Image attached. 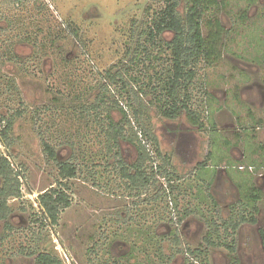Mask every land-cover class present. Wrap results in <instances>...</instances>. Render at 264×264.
Segmentation results:
<instances>
[{
	"label": "rangeland",
	"instance_id": "rangeland-1",
	"mask_svg": "<svg viewBox=\"0 0 264 264\" xmlns=\"http://www.w3.org/2000/svg\"><path fill=\"white\" fill-rule=\"evenodd\" d=\"M166 1L0 0V117H15L8 138L0 137V155L19 175L21 191L19 199L8 201L12 231L5 234L0 221V264H38L40 254L61 264H231L232 258L264 264L259 235L264 179L257 178L264 174V0H216L204 14V37L207 20H218L225 33L215 61L200 60L195 67L188 90L195 124L184 114L174 121L161 117L155 100L161 91H150V78L155 73L164 78L170 65L164 43L172 34L151 43L141 33L157 21ZM171 1L179 2L183 15L186 0ZM109 70L138 94L145 105L140 117L127 109L129 104L137 109L133 93L127 97L120 82H109ZM109 122H124L127 136L140 132V125L158 139L161 155L170 161L173 199L162 193V179L146 191L122 179L118 161L130 170L137 151L126 141L119 140L117 148L107 141ZM225 142L233 146L226 154ZM45 145L57 162L48 158ZM202 162L206 168L200 170L196 166ZM63 163L74 164V178H61L58 164ZM238 163L256 171H238ZM52 189L70 201L54 227L37 203ZM239 215H254L257 224L225 234L221 223ZM233 237L232 256L223 246ZM188 249L203 254L189 258Z\"/></svg>",
	"mask_w": 264,
	"mask_h": 264
},
{
	"label": "trees",
	"instance_id": "trees-1",
	"mask_svg": "<svg viewBox=\"0 0 264 264\" xmlns=\"http://www.w3.org/2000/svg\"><path fill=\"white\" fill-rule=\"evenodd\" d=\"M13 1L17 3L20 0ZM166 2L167 4L158 15L157 21L153 23L149 30L142 31L141 33V35L146 37V39L151 43H154L155 39L165 32L172 34L171 40L164 43L167 51L169 52L170 65L164 71V78H160L158 73H155L154 78H150L149 83H153L150 91L154 92L158 88L161 91L159 98H155L157 101L156 109L161 117L174 121L184 114L189 117L192 124H195L194 121L198 118V116L193 114L188 107V103L191 98L188 90L192 86L196 76L195 67L200 60H203L207 65H210L215 61L217 58L216 51L219 46L222 45V35L225 32L220 26L218 20L214 19L213 22L210 20L205 22L209 29L207 36L204 37L202 33L204 14H206L209 9L217 6L218 3L216 0H186L183 15L178 11V1L167 0ZM254 2L255 0H249V3L251 4ZM139 48H142V51L144 50V52L146 51V49L141 45H139ZM106 75L109 82L114 85H117L119 84L118 82H120L121 90L127 97L130 96L129 94L133 93V104L137 106V109H135L132 104H129V106L127 105V109H130L129 107H131L133 114L140 117L145 109V105L139 99L138 94L133 92L129 84L123 80V76L121 74L112 75L111 70H109ZM156 82L158 83L157 86L155 85ZM105 91L106 90L104 89V92ZM143 92L144 90H140L141 94H143ZM97 101L103 104V100L101 98ZM93 107L94 106H90V109H94ZM119 109L121 111V108ZM125 113L126 111L123 112L124 119H126V117L128 118ZM16 115L19 116V113ZM14 120L15 117L13 115L9 118L0 117V127L2 126L0 137L2 139L6 140L8 138L9 133L12 131ZM124 122L128 123L127 120H124ZM124 122L122 124L121 122L118 124L109 122V125L105 130L107 141L112 143V145L116 148L118 147L119 140L126 141L131 145H134L136 148V160L132 165H130V170L133 171V174H130V170H128L121 160L118 161L122 179L129 183L130 188L143 191H146L150 185H153L155 179H162L165 189L162 193L166 192L165 194L168 195V199H173L171 196L172 194L170 193L173 192L174 181L171 179L167 171V168L170 167V161L165 155H161L158 139L151 134L149 129L142 128L139 124L140 132L127 136L125 133ZM138 133L141 134V138H139ZM210 133L216 134L214 129H212V132ZM143 138H145V141ZM225 144L228 143L225 142L222 147ZM148 145H151L154 149L153 150L149 146L153 153L146 148ZM44 147L48 158L52 162H57V155L54 150H52V148L48 145H45ZM262 149H264V147ZM157 160L161 162V165L159 164L157 166ZM58 166L59 175L62 179H72L76 176L77 170L74 164L63 163L58 164ZM196 167L201 170L202 168H205V163H198ZM161 185V187H163V184ZM20 197L21 191L19 175L12 168L9 160L0 155V221L4 222L5 234L12 231V228L7 223V218L10 215L8 201L19 199ZM252 197L254 202L258 200V196L255 195ZM37 203L46 220H48L49 225L52 227L57 225L60 213L70 205L67 194L63 191L54 189L39 195ZM252 209L255 213L257 211V206H254ZM169 211L171 214H175L176 212L173 207H169ZM188 214L191 215L192 212L188 211ZM175 221L177 224L181 220L176 218ZM245 223L256 225L257 220L254 215H250L249 219L246 215H239L236 221L230 220L222 222L221 225L222 227L224 226L223 228L225 234H228L230 231L234 235L237 229ZM259 235L261 238L262 248L264 250V232L260 230ZM207 237L208 239L210 238V236ZM205 242L210 246L215 245L210 240H206ZM172 244L178 252L180 240L177 233L173 236ZM223 247H225V249L232 256L235 255L236 246L234 237L231 239L230 245H225ZM184 253L189 258L194 254H203L201 249L195 251H190L188 249L185 250ZM167 260H172V255ZM36 262L38 264H61L57 258L51 257L48 254L38 255ZM231 264H240V262L232 258Z\"/></svg>",
	"mask_w": 264,
	"mask_h": 264
},
{
	"label": "flooded vegetation",
	"instance_id": "flooded-vegetation-1",
	"mask_svg": "<svg viewBox=\"0 0 264 264\" xmlns=\"http://www.w3.org/2000/svg\"><path fill=\"white\" fill-rule=\"evenodd\" d=\"M258 87L261 88L262 86H258ZM262 88H263V87H262ZM263 89H264V88H263ZM257 125H258V123H257ZM263 147H264V145L261 146V149H262ZM261 149H260V151H261ZM262 150H263V149H262ZM228 152H229V149H228ZM261 152H262V151H261ZM222 153H224L223 150H222ZM229 157H230V159H232L230 155H229ZM242 157L244 158L243 155L241 156V158H242ZM243 158H242V159H243ZM225 160H227V159H226V156L223 158V161H224L223 165H224V166H227V165H225V164H227V161H228V160H227V161H225ZM241 166H243V165H240V164L238 163V165L236 166V170H238V171H248L247 168H249V169H251V170H250L251 172H255V171H256L255 168H254L253 166H249V167H248V166H247V167L244 166L243 169H242ZM227 167H228V166H227ZM205 168H206V167H205ZM228 168H229V167H228ZM232 168H234V166H232ZM202 169H203V168H202ZM241 169H242V170H241ZM217 170H218V169H217ZM224 170H225V168L222 167V170H221V171L224 172L223 174L226 175V178L228 179L227 172L224 171ZM249 174H251V173H249ZM248 178L250 179L251 177L248 176L247 179H248ZM257 178L264 179V174H262V173L259 174ZM253 183H254V185H256V193H258V190H257V189H261V188L257 185V182H255V180H254ZM255 183H256V184H255ZM252 185H253V184H252ZM256 201L258 202V200H256ZM256 201H255V203L257 204ZM172 214H173V213H172ZM173 215L175 216L174 219H176V215H175V214H173ZM256 224H257V223H256ZM261 231H262V230H261ZM263 232H264V231H263Z\"/></svg>",
	"mask_w": 264,
	"mask_h": 264
},
{
	"label": "crops",
	"instance_id": "crops-1",
	"mask_svg": "<svg viewBox=\"0 0 264 264\" xmlns=\"http://www.w3.org/2000/svg\"><path fill=\"white\" fill-rule=\"evenodd\" d=\"M259 121H257L256 123H258ZM255 123V124H256ZM259 124V123H258ZM218 133V132H217ZM216 133V134H217ZM215 135V134H214ZM238 137V136H237ZM236 140H240V136H239V138L238 139H236ZM228 144H225L223 147H222V150H224V153L226 154V152H228V149L229 148H233V146H231V144L229 143V142H227ZM215 146V145H214ZM243 158V157H242ZM210 185V184H209ZM4 223V222H3Z\"/></svg>",
	"mask_w": 264,
	"mask_h": 264
},
{
	"label": "built area",
	"instance_id": "built-area-1",
	"mask_svg": "<svg viewBox=\"0 0 264 264\" xmlns=\"http://www.w3.org/2000/svg\"><path fill=\"white\" fill-rule=\"evenodd\" d=\"M174 216V215H173Z\"/></svg>",
	"mask_w": 264,
	"mask_h": 264
}]
</instances>
